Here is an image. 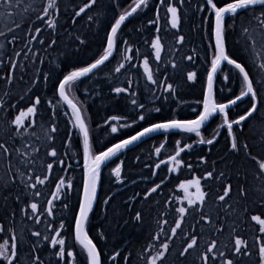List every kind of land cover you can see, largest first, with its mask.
Here are the masks:
<instances>
[{
    "label": "snow or ice",
    "instance_id": "snow-or-ice-1",
    "mask_svg": "<svg viewBox=\"0 0 264 264\" xmlns=\"http://www.w3.org/2000/svg\"><path fill=\"white\" fill-rule=\"evenodd\" d=\"M96 3L97 0H87V2L83 3L82 7H79V9L75 11V17H80L82 13H85V9L91 10ZM165 4L167 8L168 24H170L171 29H178L180 23V9L185 6V0H179L178 4L175 3V0H160V3L154 5L157 10V19L155 21L150 19L148 24H155V31L157 33L161 31L158 26L159 10ZM14 7H19V0H16L15 4L13 0H0V8L4 9L3 12H0V17L10 19L12 13L9 10ZM116 7H119L118 3ZM148 7V0H131L127 8L120 11L118 14L114 12L112 19L109 21V26L105 28L106 43L103 46L102 53L99 54L98 58H94L91 63L86 64V66H73L71 70H65L63 67L64 60H67L71 52L67 50V48L64 51H60L56 47L58 40L55 32L50 34L52 38L50 42L45 45V40L41 35L31 34L33 25H29V34L24 38L28 45H31L32 41H38L41 46H46L51 52L58 53L57 56L50 60L51 67L48 71L45 72L43 69H38L37 72L40 75L31 81L33 88L39 87L41 78L43 82L47 84L52 79V74L56 73V79L52 82V100L55 101L58 97L59 101L62 102L60 108H55L54 105V110L50 115H47V118L40 117L41 126L44 128V135L50 141L46 153L47 156L51 158L50 162H46L47 173H51L54 170V165H59L61 166V170H64L63 166L66 163L65 158L59 154L55 147V136L59 130L58 124L55 123V121L57 120L59 111L63 109V104L67 105V108L63 109L65 114H68L70 110L68 123L71 125V128L68 130L67 135L73 137L78 134L80 145L82 146V189L81 195L78 198V208L73 213L74 239L81 247L82 251L86 253V264H103L101 253L98 251L93 239L89 237L85 226L97 198V186L102 173V167H107L108 163L111 162L114 157H117L119 153L129 149L130 146L134 145L136 142L142 141L143 138L150 137L152 134L163 135L165 141L168 135L179 134L182 138L187 137L190 139L191 135L195 134V137L198 139L194 143L212 146L214 142L217 141V137L221 132L226 130V155L220 158V163L224 164V168L217 172L216 162L214 161L212 169H205L202 178L193 175L191 179L183 181L180 184V188L184 192V197L180 203L183 204L186 200L189 206L188 209L184 206L176 209L180 218L175 219L174 226L164 227L163 225L167 224L166 220L158 222L157 228L159 231L156 232L153 239L159 244V249L156 250V244H148L147 252H141L140 259L144 264H242V258L247 257L252 261V264H264V237L256 238L260 245L257 260L255 244L248 246L246 241L241 239L239 234L236 233L234 226L230 228L229 225H226V221L229 217L237 214L239 206L247 201L250 196L249 189L246 186L248 172L244 169L242 164H238L235 159L231 158L233 156H240L241 148H243L244 158L251 160L257 159V154L252 151V148L247 143L241 146L239 137L240 133L244 130L245 124L251 120L261 108H264V71L254 73L244 61L237 60L227 51L226 18L230 15L235 17L242 10L251 11L253 15L249 20V24H251L253 20L256 23L251 29L249 27H244V33L251 36L252 31H257V35L264 37V0H201V2L196 4L198 11H207L209 13L207 17H202V19L206 23L211 21V39L214 41V46L210 44L207 50L208 53H210V57L207 59L210 66L206 69V83L202 89V100L197 101L201 106L193 109L196 113L194 118L177 117L156 121L149 120L151 113L146 111L143 103H138L135 99L137 92L132 91V82L129 80V86L127 88L113 87L111 89V91L117 95L121 93L129 95L131 97L130 103L134 106L135 118L130 122L125 120V123L121 126L130 127L137 121H146L147 126L141 127V129L136 131L133 135L111 144V146L106 147L104 150H94V142L90 139V130L83 115L84 110L78 106V102H74V99L69 98L68 93L70 91H79V85L83 82V78H88L90 74H94V70H99L100 66L105 65V62L109 61L110 57L114 56V52H119L123 56L124 61H131L133 59L131 55L126 54V52H131L132 50L129 47L130 41L120 36L122 26L126 24L133 14L147 9ZM257 7L259 8L258 14L256 12ZM53 9L59 13V5L56 3V0H51L50 3L44 5L42 10L33 7V11L36 13V19L41 22V25L47 24L50 28L55 29L56 23L52 21ZM98 15L104 16L106 13L100 12ZM75 17H73V24L76 22ZM88 18L89 20L93 19L91 16ZM19 26L20 25H17V27ZM35 33L40 34L41 27H35ZM0 35H4V33L0 32ZM69 36L72 44H77V41L79 42L77 44L78 49L85 46L87 41L86 36H81L78 33L75 36L69 33ZM17 39L16 36H13L10 42L15 43ZM184 39L185 37L183 35H177L176 43L182 46ZM150 40L151 48L154 50V56L157 61V71L159 72V62L161 61L162 52L161 38L159 35H156L150 37ZM121 41H123L122 47ZM0 48H3V45H0ZM253 51H256L254 38ZM21 54L26 57L29 55V53L23 52L22 50L21 52H16L17 56ZM31 55L33 59L37 58L35 53ZM136 55L139 56L140 53L137 52ZM193 55H195V52H193L192 55H186L185 59L191 61ZM60 56H63L64 60H61ZM257 58L261 60L259 68L264 70V54H258ZM222 62H226L228 66H231L229 73L223 76L224 83L222 85V90L232 91L230 81L239 84L238 94L233 93L231 98L223 102L214 98L215 82L219 79L218 70L222 71ZM8 63L13 69L17 67V61L15 60H9ZM149 63V57L145 56L142 67L147 78V83L152 86L147 90L152 94L153 101L160 103L161 106H154L153 108L155 112L159 113L162 110L163 104L168 103L169 98L173 97L175 93L173 84L168 82V68L165 67L160 73L164 79H158L149 69ZM124 67L125 64L120 62L119 66L115 68V72L120 73L121 69ZM132 67H136V65L133 64ZM171 67L173 69L178 67L175 60L171 62ZM197 75L198 74L194 71H187V81L193 82ZM12 78L13 74L9 72L6 79L11 81ZM158 88L160 91H157ZM84 92L85 95H89L87 88L84 89ZM28 95L30 101L34 98V102L31 103V106L27 107L26 111L21 109L19 114L10 119L9 131L14 132L17 136H23L29 127H34L35 121H33V125H26L24 123V117L26 115L35 116L37 113V106L42 103L40 96L36 94L34 90H30ZM20 99H24V97L21 96ZM245 101H247L248 106L243 113L239 114L234 119L230 118V108L237 106L238 103L242 104ZM217 115L221 118V123L217 125L212 137L205 139L204 136H202V129ZM10 117L11 113L4 109V119L9 120ZM120 119L121 117L118 115H113L108 118V120L111 121H119ZM107 122L108 121H105V123ZM49 124L51 125L50 130L48 128ZM237 129H239V132ZM110 131L111 133H116L117 127L111 126ZM175 144L174 154L169 155L167 160L170 164H174L179 168L183 164L181 154L185 150L191 149L193 143L185 142L184 139H177ZM64 146L67 147V144ZM162 147H164L163 143L161 146L155 148V152L157 154L161 153ZM260 148L261 151L264 152V144H261ZM17 159L18 158L12 156L7 145L0 141V166H3L5 162H7V166L4 169L5 179L2 184H0V200H2L3 208L6 211L11 207L10 198L13 195L9 189L22 187L25 193L31 189V194L39 197L41 193L36 190L37 185H44L45 182L49 180L48 174H36V160L31 155H26L23 159H19V164L17 163ZM68 159H71V157H68ZM199 161L201 164L207 163V159L204 156L199 157ZM161 163H163V161H161ZM159 166V164L156 165L157 168H159ZM187 167L190 170L192 169L191 164H188ZM231 168L236 169L238 177H243V182L239 179L237 181L235 204L230 203L233 199L231 194V179L225 175V172ZM169 170L171 171L172 169L170 168ZM111 171L116 177L117 182H120L121 165L116 164ZM33 177H35V181H33ZM201 179L204 181L213 180L220 185H224L225 181H227L226 186H222L221 190L216 193V203H214L211 208H208L207 211H205V206L208 193L202 190ZM255 179L260 182L258 193L260 202L264 205V160L259 161V169L255 173ZM164 183L165 179H161L160 183H154V186L136 195L139 196L142 194L145 200H149L153 194L157 193V190L160 189L161 185ZM72 187V180L66 177H60L58 182H56L55 190L51 194L52 198L47 201L48 207L43 212H38V204L36 202H31L29 204L27 200L22 199L21 192L17 191L15 193L17 204L23 202L26 207H30L31 209V214L26 211V207L20 209L25 220L35 221L39 224L41 222V216H43L45 212L48 217L53 218L46 223L47 228L55 234L51 236L45 235L43 237V244L40 240L42 235L41 232L38 230H31V237L37 239L31 241L32 248L27 264H45V261L39 255L42 247H50L53 250L55 257L58 258L56 264H73L70 258L74 256V252L72 250H66V240L63 238L61 231L65 226V222L63 219H60L59 226L54 227L55 212L53 211L54 200H60L63 209H68V203L60 199V197L62 195L70 196ZM190 188L195 189L194 194L189 192ZM5 192H8V195H4ZM108 202V199H105L104 204L107 205ZM157 203L159 202L157 201ZM168 207H171V205L169 204ZM188 211L195 213L191 228L184 227L183 223L186 218V212ZM261 215H264V213ZM261 215H251L250 219L259 224V232L264 234V219L261 218ZM10 216L11 220L9 221L8 230L12 232L11 243L9 244V241L5 240L0 244V264H21L19 239L13 227L16 217L15 208H11ZM196 217H199V219L197 220ZM132 219L137 223H142L143 215L140 211H136ZM234 223L233 221L232 224L234 225ZM205 228H208L212 232V235L208 238L201 251L200 241L204 239ZM0 230L3 229L0 228ZM226 231H229L230 236L234 238L230 239L228 244L221 247L218 237ZM71 235L72 232L69 233V236ZM161 236L163 240H160ZM101 238H105L103 232L101 233ZM177 238L180 239V244L176 250L175 256L169 260V256L172 255L171 244L175 243ZM193 253L196 254L195 259L188 261V257ZM120 256V251H116L110 257H107V259L111 261V264H120ZM131 256V252L123 256L124 264H132ZM48 264H51V261H49Z\"/></svg>",
    "mask_w": 264,
    "mask_h": 264
},
{
    "label": "flooded vegetation",
    "instance_id": "flooded-vegetation-1",
    "mask_svg": "<svg viewBox=\"0 0 264 264\" xmlns=\"http://www.w3.org/2000/svg\"><path fill=\"white\" fill-rule=\"evenodd\" d=\"M123 3L120 4V11L124 10L131 3V0H122ZM149 7L138 13L133 14L132 19L126 22L124 26H122V32L120 36L124 39H128L130 41L129 47L131 48V52H126V54L131 55L133 59L131 61H124L123 56L119 52H114V56L111 57L115 61V68L119 66L120 62L125 64V67L121 69L120 73H116L117 75V83L115 87H125L129 86V80L132 82V88H137V96L135 99L138 103H143L145 105L146 111L150 112L149 120H163L168 118H194L196 113L193 111L194 107L189 106L191 108L190 111L186 110V107L180 104L178 100L179 94L183 91L184 87L178 86L179 84H173V89L175 95L169 98L168 103L163 104L162 110L157 113L153 110L154 106H161L159 102L153 101L152 94L147 90L152 87L147 83V78H145L144 83L138 84L134 82L133 77L139 75V70H142L143 59L145 56L149 57V61H154V50L151 48V40L150 37H154L159 35L161 38V43L163 46H166V52H161V59H164L167 62V66L171 67V62L177 58L185 59L186 55H192L193 52L185 51L187 46H190L189 39L190 36L187 32V27L194 26V32L196 33L197 45L200 50L195 52L193 55L191 65V71L197 70V60L203 57V52L201 48L203 45L211 44V23L208 21L207 23L202 19V17H207L209 13L207 11L200 12L197 10L196 5L198 0H185V6L188 8V11H184V7L180 9V14H189L192 16L194 20L192 22H184L180 20L179 23V33H173L168 24V15L166 4L159 10V28L161 29L164 23L169 27L167 31L164 33L162 29L159 33L155 31L156 25L148 24V21L151 19L155 21L157 19L156 16V8L155 4L160 3V0H148ZM175 3L178 4L179 0H175ZM257 14L259 13V8L257 7ZM119 11V12H120ZM119 12H115L118 14ZM114 13V12H113ZM112 13V14H113ZM90 13L87 12L86 9V32L82 30H78L77 33L81 36H86L88 38L95 31H100V38L96 40L93 45L92 57L98 58L99 54H101V48L106 43L105 38V28L109 26V21L112 19V16L109 17V20L106 21L107 25H103L104 27H98L102 21H99L98 24H95L93 21L89 20ZM75 17V16H74ZM80 17L85 18V15ZM78 17H75V19ZM75 24L79 23L80 20H75ZM247 17H245L244 27L246 26ZM256 23V22H255ZM75 24H73L72 18V32L71 35L75 36ZM89 31V33H88ZM227 34L229 33L226 30ZM172 33L176 38L177 35H183L185 37L183 43L185 47L182 49H176L170 46H167L168 40L167 36ZM57 36V47L60 51H64L66 48L71 52V48L77 46V44H72L71 39L68 34L63 33V31L59 28L56 29ZM60 34H62V39H60ZM75 34V35H74ZM244 37L247 38V34L244 33ZM256 38V47L258 50V54H264V37L257 35V31H255ZM59 42L64 44V48L59 47ZM25 42V39L20 43V47ZM135 44L137 46L135 47ZM123 46V41H121V47ZM21 50L25 52L23 47ZM17 51L13 52H5L3 53L4 57L0 61V141L4 142L7 147L10 149L12 156L17 159V163L19 164V159H23L26 155H31L36 160V174H48L49 180L45 182L44 185H37V191L41 193L39 197L32 195V190L29 189L27 193L24 192L22 187H14L9 189L10 192L13 193L10 200L14 202L16 217L13 227L15 228V232L19 239L20 249H21V264L24 262L25 254L27 252L30 254L32 243L31 241L36 240L37 238L31 237V230H38L41 232V243L43 244V237L45 235L51 236L55 234L50 229L47 228V221L53 218L48 217L46 212L43 216H41V222L37 224L35 221L25 220L23 218V213L20 211L21 208H25V204L23 202L17 204L15 199V193L17 191L22 193V199L27 200L30 204L31 202H36L38 204V212H43L47 207L48 199L52 198L51 194L55 190L56 182H58L60 177H66L73 181V187L71 189L70 196L62 195L60 199L64 200L68 203L69 207L67 210L63 209L60 204V200H54L53 203V211L55 212V224L54 227L59 226L60 219H63L65 222L64 228L62 231V236L66 240V250H72L74 252V256L70 258L73 264H86V253H84L81 247L76 243L74 239V211L78 208V198L81 195L82 189V146L80 145L79 135L69 137L67 135L68 130L71 128V125L68 123V116L70 115V110L68 114H65L63 109L67 108L66 104H63V109H61L58 113L57 120L55 123L58 124V133L55 136V142L67 144V147L64 148L62 152L59 154L65 158L66 163L63 166L64 170H61V166L54 165V170L51 173H47L46 162H50L51 158L47 156L48 146L46 143L49 141L44 135V128L41 126L40 117L47 118V115H50L51 112L55 108H60L61 103L59 98L57 97L55 101L52 100V82L56 79V74L52 79L45 84L43 79H40V86L33 88L31 83L32 80L36 79L40 74L37 72L38 69H42V55L40 52L37 53L39 58V64L35 65L32 61L28 63V57L21 54L19 56L16 55ZM21 52V51H18ZM139 52L140 55L137 56L136 53ZM74 52L71 53L73 55ZM257 54V56H258ZM56 53L55 56H57ZM210 53L206 52V57L208 58ZM32 57V56H31ZM61 60H64L63 56H60ZM9 60L17 61V67L12 68L8 63ZM79 60H86V58H80ZM257 62L259 65L261 60L257 58ZM30 66L28 71V64ZM136 65V67H132V65ZM154 62L149 63V69H153L152 65ZM178 66L184 63H176ZM34 66V67H33ZM63 67L65 70H71L72 65L67 63L64 60ZM165 68V67H164ZM164 68H159V73L156 75L158 79H164L160 73ZM175 69H179L176 67ZM161 70V71H160ZM263 71V70H261ZM9 72L13 74V78L11 81H8L6 77ZM260 73V69H259ZM32 75H34L33 78ZM159 76H161L159 78ZM169 75L167 74V77ZM31 78V79H29ZM169 81V79H168ZM134 82V83H133ZM189 86L195 88V96H197L198 88L194 84H189ZM94 87L95 90H91ZM88 89L89 91L97 92L98 94L95 97L99 98H107L113 99L111 103H116V110H111L114 112L113 115H118L121 117L119 121H111L108 120L112 114H104V116L100 117L99 129L93 128L91 125V121H94L98 115H95L93 111L88 107L89 103L86 104V98H93L92 94L89 93L88 96L85 95L84 89ZM107 88V89H106ZM113 88V87H112ZM111 88V89H112ZM108 86H103L102 89L96 86L86 85V79H83V82L79 85V91H70L69 98L74 99V102H78V106L81 107L83 111V115L85 120H87V124L90 130V139L94 142V150H104L106 147L111 146V144L119 142L121 139H125L130 135H133L136 131H139L141 127L147 126L146 121H137L135 124H132L130 127H122L125 123V120L131 121L135 118L134 106L131 105L130 100L131 97L127 94L121 93L119 95L113 93ZM34 90L36 94H38L42 100V103L37 106V113L35 116L24 117V123L26 125H33V121H35L34 127H29L27 132L24 133L23 136H17L14 132L9 131L10 127V119L14 118L15 115L19 114L20 110L23 109L26 111L27 107L31 106V103L34 102V98L32 101L29 100V91ZM133 91V90H132ZM157 91H160L158 88ZM23 96L24 99H20ZM201 98L196 100L200 101ZM198 104V103H197ZM201 105L198 104V107ZM248 106L247 102L242 103L241 107L233 106L230 108L229 116L230 118H236L239 114H242L243 111ZM197 107V108H198ZM4 109L11 113V117L9 120L4 119ZM263 108L260 109V112ZM259 113V112H257ZM256 113V114H257ZM106 116V117H105ZM105 117V118H104ZM105 121H108L105 123ZM221 123V118L217 115L214 119L207 124L206 127L202 129V136L205 139H209L214 134V130L217 128V125ZM245 124L244 130L240 133V137H245L247 133L245 132L246 126ZM50 124L48 128L50 130ZM111 126L117 127L116 133H111ZM259 125L256 124V128ZM239 132V129H237ZM226 134V130L224 131ZM262 136V135H260ZM177 139H184L185 142L193 143V147L189 150H185L181 156L183 160V164L181 167L177 168L174 164H170L167 160L169 155H173L175 151V142ZM198 138L195 137V134L191 135V138L181 137L179 134L176 135H168L166 141L165 137L161 134H152L150 137L144 138L139 143H136L132 147L127 150L122 151L114 157L111 162L108 163L107 167H102V173L100 176V180L97 186V198L94 202L93 210L89 214V220L86 223V231L93 242L96 244L98 251L101 253L103 264H111V261L107 259L112 254H109L107 251V247H115V251H120L121 256L120 264H124L123 256L127 255L129 252L133 253L131 256L132 264H144V262L140 259L141 252H147L148 244H155L153 237L155 236V224L156 220L159 221H167V224L163 225L164 227L174 226L175 219H179V214L176 212L178 207L184 206L188 209V205L186 200L183 204L180 201L184 197V192L180 188V184L183 181L189 180L196 175L198 177H203L205 169L211 170L213 167V162H216V170H218V165L220 162V158L226 155V148L217 147V149H212L209 145L204 144H196L194 143ZM37 140V143L33 141ZM45 140H47L45 142ZM224 139L220 134L217 137L216 142H223ZM50 143V141H49ZM164 144V147L161 148V153L157 154L155 152V148ZM215 143V142H214ZM223 143H226L225 141ZM77 147H73V146ZM182 146V145H181ZM252 151L257 154L256 160L243 158L248 163L244 164V168L248 172L247 184L246 186L249 189L250 196L247 201L243 202L238 209V213L229 217L228 225L231 228L235 227L236 233L239 234L240 238L243 239L247 234V219H250L251 215H261L264 213V205L260 202V197L258 193V187L260 182L255 179V173L259 169V165L256 162L260 159L264 152L261 151L260 147L252 148ZM209 155L212 156L211 163L209 161ZM243 148H241L240 157L242 158ZM204 156L207 159L206 164H201L199 161V157ZM71 157V159H68ZM237 156H233L231 159H235ZM163 161V163H161ZM116 164L121 165V180L117 182L116 177L112 174L111 169L115 167ZM159 164V168L156 165ZM191 164L192 169L190 170L187 165ZM7 166V162L3 166H0V184H2L5 179L4 169ZM23 167V166H21ZM172 169L171 171L169 169ZM233 169H231V173H226V176L231 179L232 186V201L230 203L235 204L236 192H237V175L233 174ZM155 173V174H153ZM161 179H165V183L161 185L160 189L157 190V193L153 194L151 199L145 200L143 195L137 196V193H142L149 187L154 186L155 184L160 183ZM33 181H35V177H33ZM243 182V177L242 181ZM202 190L207 191V203L205 206V211L208 208H211L215 201L216 193L219 192L222 186H226L227 181H225L224 185L218 184L216 181L208 180L204 181L201 179ZM189 192H195L194 188H190ZM222 194V193H221ZM4 195H8V192H5ZM108 199V204L105 205L104 201ZM157 201L159 203H157ZM171 207H168V205ZM123 212V219L120 217H116L114 215L115 211ZM246 210V215H245ZM11 208L7 211L3 208V202L0 200V244H2L5 240L11 243L12 232L9 231V221L11 220L10 216ZM26 211L31 214L30 207H26ZM140 211L143 215V222L137 223L132 217L135 216V212ZM158 212L160 214L158 215ZM195 213L192 211L186 212V218L184 223V227L192 226L191 221H193ZM261 218L264 219V215H261ZM198 220L199 217H196ZM127 221V222H125ZM235 222L234 225L232 222ZM113 224V226H112ZM115 227V228H114ZM259 224L256 223V234L257 237H264V234L259 232ZM191 228V227H190ZM23 230V231H22ZM141 231L143 233V237H139L136 233ZM72 232V235L69 236V233ZM105 234V238H101V233ZM117 236L116 240L113 241L111 236ZM129 235H133L137 237L136 241H132ZM119 238L121 240H119ZM234 237L231 236V239ZM163 240V239H162ZM180 244V243H179ZM158 245V244H157ZM156 247H159V245ZM201 245V243H200ZM256 245V258L258 260V249L259 242L255 240ZM70 246V247H68ZM179 245L171 244V247H178ZM222 247V244L220 243ZM202 247V245H201ZM58 249V246H57ZM138 252V253H137ZM39 255L45 261V264H48L51 261V264H56V260L53 250L50 247H42ZM196 254H192L188 257V261H192L195 259ZM171 256H169V260H171ZM245 258H242V264H245Z\"/></svg>",
    "mask_w": 264,
    "mask_h": 264
},
{
    "label": "trees",
    "instance_id": "trees-1",
    "mask_svg": "<svg viewBox=\"0 0 264 264\" xmlns=\"http://www.w3.org/2000/svg\"><path fill=\"white\" fill-rule=\"evenodd\" d=\"M109 1L110 2L112 1L113 3H123L122 0H109ZM50 2H51V0H19V7H14L13 9L9 10L12 13L10 19H4V18L0 17V32L4 33V35H0V45H3V48H0L1 53L18 51V49L20 47V43L29 34V31H30L29 25H33V27L31 28V34H33V35H34V33H33L34 28L42 26L41 27L42 28L41 29L42 30L41 36L45 40V45L48 42H50V40L52 38L51 35H46V32L49 29L52 30V32L56 33V29L59 26V28L62 30L63 25L56 24L55 29H52L47 24L41 25V22L36 19V13L33 11V7L39 8L42 10V7L44 5L50 3ZM85 2H86V0H73V3H71V4H73V7H71L70 6L71 4H66L65 0H56V3L59 5V13H57V11L55 9H53L52 10V18L54 17L61 22H63L66 19L68 14L71 16V18H73V16L75 15L74 14L75 11L78 10L79 7H82L83 3H85ZM13 3L15 4L16 0H13ZM105 4H106V1L97 0V3L95 4V6L92 7L91 10L88 9L87 12L90 13L91 17H93L91 22L93 21L95 24H98L99 21H102L101 22L102 25H107L106 21H108L109 18L103 19L102 16H100L96 13V11L103 12V10L105 8ZM3 11H4V9L0 8V12H3ZM256 12H257V10H256ZM82 15H85V18H86V11ZM112 15L113 14H111V16ZM252 15L253 14L251 11H242L238 15L233 17L232 22H230V19H228L226 21L227 26L231 28L230 30H228L229 31L228 34L226 32V48H227V51L231 54L232 57L236 58L237 60L244 61L248 65V67H249L248 59L250 58L249 55H252L254 52L253 51V41H251V40H253V38L255 40V37L253 35L254 31H252L251 36L248 35L247 38H245L243 29H244L245 17H247V22H246L245 27H249L251 29L253 27V25H255L254 20L252 21L251 24H249V20L251 19ZM45 19H47V18H45ZM81 19H83V17H78L75 20H81ZM38 21H39V23H38ZM17 25H20V26L17 27ZM73 29L75 30V34H77V31L79 30L78 23L75 24V28H73ZM13 36H16L18 38L15 43L10 42ZM61 39H62V34H60L59 41H61ZM242 42L247 43L246 48H243ZM31 44H33L35 46L37 53L38 52L41 53V55H42V69L45 72H47L48 69L51 67L50 60L53 57H55L56 53H53L50 50H48L46 48V46H41L38 43L35 44V41H32ZM208 48H209V45H207V44L203 45V47L201 48V50L203 52V57L201 59L197 60V65H196L197 70H194V72H196L198 75L193 82L187 81V76H186L187 71H191L188 63L187 64L184 63V64L178 66L179 69H173L172 67L167 66V68H168L167 74L169 75L168 76V78H169L168 82L172 83V84H179L178 86H182V88L184 87L183 91L178 96V100H179L180 104H182L186 107L187 111L191 110V108H188L190 105L193 106L194 108H197L198 104H197L196 100L198 98H201V96H202L201 95L202 89L205 86V82H206V69H207V67L210 66L209 63L207 62V59L210 56L208 58L206 57V52H207ZM198 50H200L198 47H196V49H192L190 46H187L185 48V51H187V52H190V51L196 52ZM2 59H3V57H0V61ZM30 61H32L31 56L28 57V63ZM114 63H115V61H114ZM28 67L30 68L29 64H28ZM114 67H115V65L113 64V60H110L106 65H104V68H108L109 71L114 70ZM229 70H230V66L224 65L222 67V71L220 70V72H219V79H217L215 82L214 98L218 99L221 102L226 101L228 98H231L233 93L238 94V92H239V84L231 82V81H230V84H231L232 91L229 92L227 90H222V85L224 83L223 76H224V74L229 73ZM158 73H159L158 71L153 72L154 76L158 75ZM108 74L111 76V78H114V75H113L114 73L110 72ZM33 77H34V75H32L31 78H33ZM31 78H29V79H31ZM189 84H194L197 86V88H198L197 96H195V94H196L194 91L195 88L189 86ZM110 100L112 101L113 99H110ZM241 106H242V104L239 103L236 107H241ZM99 119H100V117L98 115L94 121H91L92 129L93 128L99 129V122H98ZM256 124L259 125L258 128H256ZM245 132L247 133V135L245 137H239V142H240L241 146L244 143H247L251 148H256V147H260L261 144H264V115L261 113L255 114V116L251 120H249L248 125L246 126V129H245ZM260 135H262V136H260ZM46 141L47 140H45V142ZM33 142L38 144L37 140H34ZM223 142H215L212 146L225 148L226 143H223ZM46 143L49 144V141H47ZM48 144H47V146H48ZM209 147L211 148V146H209ZM243 158L244 157L242 155V165L244 166V164H246L248 162L245 161ZM211 160H212V156L209 155L210 163H211ZM260 160H264V153L262 154V156L260 157V159L258 161L252 162V163H257L259 165ZM223 168H224V164L219 162L218 170L220 171ZM242 171H243V169H242ZM227 172L231 173V169L227 170L225 172V175ZM232 172H233V174L237 175L235 168H233ZM237 178H238V176H237ZM239 178L242 179V176ZM246 224H247V234H246V237L243 238V240L246 241L248 246H252L253 244H255V240H256V232H255L256 231V222L251 221V219H247ZM226 225H228V220L226 221ZM204 232H205V235L207 237H210L212 235V232L208 228H205ZM112 238L114 239L116 237H112ZM162 239H163V237L161 236L160 240H162ZM218 239H219V241L223 247V245L228 244L229 240L231 239L230 232L229 231L224 232L221 236L218 237ZM206 242H207V240H206ZM112 243H114V242H112ZM204 244H203V246H204ZM158 249H159V247H156V250H158ZM107 251L109 252V254H112L115 251V247H107ZM24 254H25V258H24L23 264H27V260H28L30 254L27 252H24ZM174 256L175 255L172 254L171 258H173ZM245 264H252V261L246 257Z\"/></svg>",
    "mask_w": 264,
    "mask_h": 264
},
{
    "label": "bare ground",
    "instance_id": "bare-ground-1",
    "mask_svg": "<svg viewBox=\"0 0 264 264\" xmlns=\"http://www.w3.org/2000/svg\"><path fill=\"white\" fill-rule=\"evenodd\" d=\"M104 1H106V4H105V8H104L103 12H105L106 15L102 16L103 19H108L113 12H119L120 11L121 8H120V4L119 3H118L119 7H116L117 3H113L112 1L110 2L109 0H104ZM86 2H87V0H86ZM199 2H201V0H198V3ZM65 3L66 4H71V3H73V0H65ZM70 6L73 7V4H71ZM85 11H86V9H85ZM87 11H88V9H87ZM184 11H186V12L188 11V8L186 6H184ZM240 12H242V11H240ZM96 13L98 14L100 12L96 11ZM131 19H132V17H131ZM228 19H230V22H232L233 21V16H231V15L228 16L226 18V21ZM52 20L56 24L63 25V27H62L63 33L68 34V33L72 32V18H71V16L69 14H68V16L66 17V19L63 22L57 20L54 17L52 18ZM129 20H130V18H129ZM180 20H182L184 22H192L194 20L193 13H192V16L189 15V14H184V13L180 14ZM38 23H39V21H38ZM210 23H211V21H210ZM40 27H42V26H40ZM78 27H79L80 30L86 32V18H83V19H81L79 21ZM98 27L101 28V27H104V26L102 24H99ZM193 28H194V26L187 27V32H188V34L190 36V39L188 41L190 43V47L192 49H196V47H198V45H197L198 43H197L196 33L193 31L194 30ZM161 29H162V32L164 33V31L166 32L167 29H169V27L164 23V25L162 26ZM230 29L231 28L228 27L227 24H226V30H230ZM179 31H180L179 27H178V29H172L173 33H179ZM33 33H34V35H41L42 34V30H41L40 34H37V33H35V28H34ZM51 33H53V32H52V30L49 29L46 32V35H50ZM88 33H89V31H88ZM99 34H100V31L99 30H95L90 35L91 37H89V35H88V38H87L85 46H82L79 49L77 48V46L71 48V53L74 52V54L70 55L67 58V60H66L67 63L71 64L72 66H86V64L91 63L93 61V57H92L93 49L92 48H93V45L96 42V40L98 38H100ZM167 40H168L167 46H170V47H173V48H176V49H182V48L185 47L184 43H183L182 46L178 45L176 43V37L172 33H170V35L167 36ZM37 43L39 44L38 41H35V44H37ZM211 44L214 46V41L212 39H211ZM136 46H137V44H135V47ZM21 47H23V49L25 50L26 53H30V54L35 53L37 58L33 59V57H31V59H32V62L35 65H38L39 64V58L37 56V51L35 49V46L33 44L28 45L27 43H23ZM21 47H19L18 51H21ZM59 47L60 48H64V44L62 42H59ZM102 50H103V47L101 48V53H102ZM166 51H168L166 46L162 45V53L166 52ZM3 55L4 54L0 52V57H4ZM80 58H86V60H79ZM110 60H113V59H111V57H110ZM109 61L105 62V65ZM150 62H154V64L152 65L153 69H151V71L152 72L157 71V61L154 60V61H150ZM175 62L176 63H186V64L188 63L189 67L191 68L190 64L193 61L192 60L189 61V60L183 59V58H177V59H175ZM113 64L115 65L114 60H113ZM166 65H167V62L164 59H161V61L159 62V68H164V67H166ZM28 71H29V67H28ZM252 71L254 73H256V71H254V70H252ZM110 72L114 73L113 74L114 78H111V76L108 74ZM55 74L56 73H53L52 77H54ZM161 76H159V77H161ZM145 78H146V75L144 74V70L143 69L139 70V75L137 74V76L133 77L134 82L135 83L138 82V84H139V82L140 83H144L145 82ZM83 79H86V85H90V86L98 85L101 89H102V85L103 86H108L111 89L112 87H115V84L117 83V75L115 74V67H114V70L109 71L108 68H104V65L100 66L99 70H95L94 74H90V76L88 78H83ZM91 90H95L94 87H92ZM132 90L133 91H137V88L133 87ZM89 93L92 94L93 98L92 99L90 97L86 98V104L89 103L88 107L93 111V113L95 115H99L100 117H102V116H104V114H112V115L114 114V112L111 111V110H116V103L115 102L111 103V101L109 99H107V98H99L98 99V97H95V95L98 94L97 92L89 91ZM201 95H202V93H201ZM86 96H88V95H86ZM221 135H222V138L224 139V141L227 142V137H226V134L224 133V131L221 132ZM139 142H136V143H139ZM55 147L58 148L59 152H62L64 150V148H65L64 144L63 143H59V142H55ZM73 147H77V146L75 145ZM211 148L214 149V150L217 149L216 146H211ZM235 160H236L237 163H239V164L241 163L242 164V158L240 156H237L235 158ZM231 169H233V168H231ZM238 179L242 181L241 178H239V177L237 178L236 177V181H238ZM10 205H11L10 208H14L15 207L14 202L12 200H10ZM119 211L120 210H118V212L115 211L114 215L117 218L120 217V218L123 219V217H124L123 214H122L123 212H119ZM159 214H160V212H158V215ZM193 222L194 221H191L192 224H193ZM157 224H158V222L156 220L155 235H156V232L159 231V229L157 228ZM112 226H113V224H112ZM190 227L188 226V228H190ZM136 234L139 237H143V233L141 231H138ZM129 236L132 239V241H136L137 240V237H135L133 235H129ZM112 237H116L117 238V236H115V235L111 236L112 242L116 240V238L113 239ZM119 240H121V239L119 238ZM179 243H180V239L177 238L175 240L174 245H179ZM155 244L157 245V241H155ZM177 248L178 247H174V249H175L174 255L176 254Z\"/></svg>",
    "mask_w": 264,
    "mask_h": 264
},
{
    "label": "rangeland",
    "instance_id": "rangeland-1",
    "mask_svg": "<svg viewBox=\"0 0 264 264\" xmlns=\"http://www.w3.org/2000/svg\"><path fill=\"white\" fill-rule=\"evenodd\" d=\"M243 43V42H242ZM255 47H256V44H255ZM243 48H246V43H243ZM249 57L251 58L252 55H249ZM259 64L256 63L255 67L252 66V70L256 71V73H259ZM264 71V70H263ZM260 72H261V69H260ZM86 123H87V120H86ZM209 237H207L206 235L204 236V239L201 240V243H202V247H201V251L203 250V244L206 242V240H208ZM172 249V254H174V247H171ZM194 254V253H193Z\"/></svg>",
    "mask_w": 264,
    "mask_h": 264
},
{
    "label": "water",
    "instance_id": "water-1",
    "mask_svg": "<svg viewBox=\"0 0 264 264\" xmlns=\"http://www.w3.org/2000/svg\"><path fill=\"white\" fill-rule=\"evenodd\" d=\"M106 62H107V61H106ZM223 64H226V62H222V65H223ZM94 71H95V70H94ZM218 71H219V70H218ZM143 139H144V138H143ZM132 146H133V145H132ZM130 147H131V146H130Z\"/></svg>",
    "mask_w": 264,
    "mask_h": 264
}]
</instances>
